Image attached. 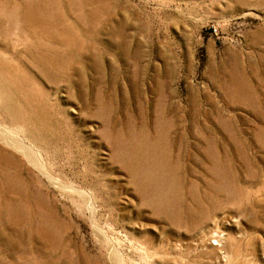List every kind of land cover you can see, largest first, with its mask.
I'll return each mask as SVG.
<instances>
[{
	"label": "rangeland",
	"instance_id": "rangeland-1",
	"mask_svg": "<svg viewBox=\"0 0 264 264\" xmlns=\"http://www.w3.org/2000/svg\"><path fill=\"white\" fill-rule=\"evenodd\" d=\"M0 264H264V0H0Z\"/></svg>",
	"mask_w": 264,
	"mask_h": 264
}]
</instances>
